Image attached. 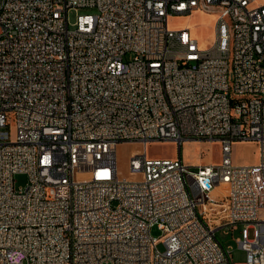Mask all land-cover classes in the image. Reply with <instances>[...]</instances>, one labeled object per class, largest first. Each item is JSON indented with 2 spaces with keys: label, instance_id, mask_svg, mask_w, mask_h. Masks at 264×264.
Masks as SVG:
<instances>
[{
  "label": "built area",
  "instance_id": "1",
  "mask_svg": "<svg viewBox=\"0 0 264 264\" xmlns=\"http://www.w3.org/2000/svg\"><path fill=\"white\" fill-rule=\"evenodd\" d=\"M195 10L217 13L209 47L169 26ZM202 138L220 162L146 153ZM240 226L264 264V0H0V264H236L216 231Z\"/></svg>",
  "mask_w": 264,
  "mask_h": 264
},
{
  "label": "rangeland",
  "instance_id": "2",
  "mask_svg": "<svg viewBox=\"0 0 264 264\" xmlns=\"http://www.w3.org/2000/svg\"><path fill=\"white\" fill-rule=\"evenodd\" d=\"M95 8H78L69 11L70 22L76 20L77 14L95 13ZM217 18L215 10H195L188 15L171 16L169 26L171 28L189 27L192 34L198 38L202 47H209L213 40V28ZM131 54H129L130 56ZM143 152V147L139 143H120L117 148L118 173L121 178L141 179L142 174L133 172L130 169V159L136 154ZM146 153L149 157L175 158L181 156L186 165L197 168L202 164L218 163L221 160V147L217 141H208L206 139H187L180 143L177 141H159L151 142L147 145ZM233 161L237 164H256L262 159L261 145L255 140H236L232 145ZM28 176L25 173H17L15 184L18 189L27 185ZM210 197L220 200L221 192L214 188L210 192ZM241 226L236 230L229 227L217 229V238L224 246H230L232 249V260L236 264H242L246 260V252L237 241L241 236ZM154 237L160 238L161 231L156 226L151 229ZM158 247L163 250V243L159 242Z\"/></svg>",
  "mask_w": 264,
  "mask_h": 264
}]
</instances>
